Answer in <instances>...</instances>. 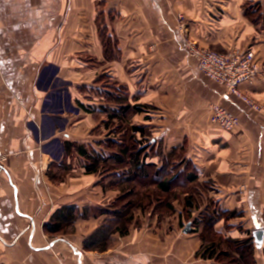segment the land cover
<instances>
[{
  "label": "crops",
  "instance_id": "1",
  "mask_svg": "<svg viewBox=\"0 0 264 264\" xmlns=\"http://www.w3.org/2000/svg\"><path fill=\"white\" fill-rule=\"evenodd\" d=\"M245 6L264 15V0H0V264H214L186 216L202 212L187 207L188 190L208 184L221 210L242 214L218 232L264 229V20ZM184 36L219 53L253 50L262 69L242 89L261 110L231 100L237 128L212 123L224 88L199 70ZM111 112L122 115L111 123ZM127 130L146 163L160 169L177 150L173 164L181 172L190 161L195 181L180 176L158 206L153 185L131 191L130 171H89ZM100 230L105 247L87 248ZM256 256L264 264V242Z\"/></svg>",
  "mask_w": 264,
  "mask_h": 264
},
{
  "label": "trees",
  "instance_id": "2",
  "mask_svg": "<svg viewBox=\"0 0 264 264\" xmlns=\"http://www.w3.org/2000/svg\"><path fill=\"white\" fill-rule=\"evenodd\" d=\"M259 4V3H258ZM258 10L253 12V8H246L245 13L248 15L251 20L255 23H259L258 21L264 20V15L261 12V8H257ZM257 17V19H256ZM107 50L109 48L112 49L114 43L107 39L105 42ZM109 49V50H111ZM109 56V55H108ZM110 58H114V54L109 56ZM128 107V106H127ZM126 107V108H127ZM112 116L109 117V121L113 122L112 117L121 116L122 114L117 112H111ZM121 120V119H120ZM124 121V120H121ZM136 129H140L137 127ZM129 131V132H128ZM125 137L122 139L121 146L119 150L108 157L104 165L97 159H93L90 166H88L89 171L98 172L99 169L112 171L114 169H125L130 171L132 178L136 179L138 183H134L131 191L138 192L141 194L140 190H146L148 185H153L155 188L149 190V192H153L154 195H149V198L154 197L155 202H159L160 206L164 201L157 196L159 192H169L175 185H178L180 182V176H186L185 178L189 182L195 181L197 178L195 168L193 164L188 160H183L181 163H185L186 166L183 171H179L178 165L173 163L174 160L180 158L176 152L170 154L168 159L166 156L164 158V163L160 169H158L154 164L146 163V154L145 147H142V140L137 139L135 135L130 133V130H127ZM69 143L66 144V148L69 149ZM107 145L114 149L115 143L113 140H107ZM82 150V148H80ZM84 152V151H83ZM82 152V154H83ZM103 165V166H102ZM150 180L148 183L146 181ZM147 187V188H145ZM195 194V193H194ZM141 202L143 199H140ZM149 202V200H148ZM150 203V202H149ZM211 203V204H210ZM200 201H196L195 196L191 193L186 197V205L187 207H199ZM169 211H172L173 208L170 203H166ZM213 206V208H212ZM157 208V206L155 207ZM160 208V207H158ZM186 216L190 219L191 226L194 227L192 231L196 229L202 228L200 237L203 242L202 250L199 252V255L202 258L213 259L215 261L214 264H258L256 259V248L257 246H262V244H258L256 242L254 231L248 232L247 237L245 238H235L231 236L223 235L222 233L216 230V224L224 220L225 227L227 229H231L233 226L229 223L237 218H240L242 214L237 210L233 211H224L221 210L219 204L215 201H209L207 207H205L202 212L191 220V215L186 214ZM123 226L120 228L121 233L123 235L129 232L128 227L126 226L127 221H131V216L124 214L122 216ZM257 230V229H256ZM108 230H100L94 233L92 236L88 238L86 241V247L89 249H103L105 246L101 245V243L105 240L108 235ZM264 242V241H263ZM100 244V245H99Z\"/></svg>",
  "mask_w": 264,
  "mask_h": 264
},
{
  "label": "built area",
  "instance_id": "3",
  "mask_svg": "<svg viewBox=\"0 0 264 264\" xmlns=\"http://www.w3.org/2000/svg\"><path fill=\"white\" fill-rule=\"evenodd\" d=\"M184 47L196 60L199 70L224 88L220 100L210 105V120L225 130H233L240 123L239 116L225 102L239 100L250 108L260 111L261 105L242 87L253 84L261 72V64L253 50H229L219 53L202 48L195 40L183 37ZM3 161L0 148V164ZM58 264H65L59 261Z\"/></svg>",
  "mask_w": 264,
  "mask_h": 264
},
{
  "label": "rangeland",
  "instance_id": "4",
  "mask_svg": "<svg viewBox=\"0 0 264 264\" xmlns=\"http://www.w3.org/2000/svg\"><path fill=\"white\" fill-rule=\"evenodd\" d=\"M202 47V46H201ZM202 48H204V47H202ZM208 49V48H207ZM251 96V95H250ZM252 97V96H251ZM252 98H254V97H252ZM254 100H256L255 98H254ZM257 101V100H256ZM97 133V132H96ZM120 147V146H119ZM193 186V185H192ZM206 187V188H205ZM205 187H200V189L199 188H197V189H192L193 187H191V189L190 190H188V193H191L192 195H194L195 196V199H196V201L198 202V201H200V204L198 205L199 207H196V209H202V210H204L205 209V207H207V205L209 204V201H210V199H209V191L207 192V190L206 189H210V187H209V184L208 185H205ZM180 191V188L178 189L177 188V192H179ZM193 191H196L195 192V194H194V192ZM187 193V194H188ZM176 193H174V195H175ZM167 198V197H166ZM170 198H172V196L170 197ZM212 201V200H211ZM181 203V202H180ZM211 204V203H210ZM212 208H213V206H212Z\"/></svg>",
  "mask_w": 264,
  "mask_h": 264
},
{
  "label": "water",
  "instance_id": "5",
  "mask_svg": "<svg viewBox=\"0 0 264 264\" xmlns=\"http://www.w3.org/2000/svg\"><path fill=\"white\" fill-rule=\"evenodd\" d=\"M190 231V224L187 225L185 232ZM254 236L258 244H262L264 241V229H257L254 231Z\"/></svg>",
  "mask_w": 264,
  "mask_h": 264
}]
</instances>
